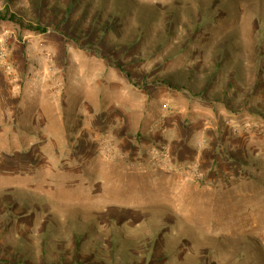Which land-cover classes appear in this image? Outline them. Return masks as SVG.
<instances>
[{
  "label": "rangeland",
  "instance_id": "obj_1",
  "mask_svg": "<svg viewBox=\"0 0 264 264\" xmlns=\"http://www.w3.org/2000/svg\"><path fill=\"white\" fill-rule=\"evenodd\" d=\"M103 3L0 0V264H264V0Z\"/></svg>",
  "mask_w": 264,
  "mask_h": 264
},
{
  "label": "bare ground",
  "instance_id": "obj_2",
  "mask_svg": "<svg viewBox=\"0 0 264 264\" xmlns=\"http://www.w3.org/2000/svg\"><path fill=\"white\" fill-rule=\"evenodd\" d=\"M21 151H22V150H21ZM105 151H106V150H105ZM155 169H156V168H155ZM153 173H154V172H153ZM181 177H182V176H181ZM182 178H183V177H182ZM182 178H181V179H182ZM157 182H158V181H157ZM187 183H188V182H187ZM190 188H191V187H190ZM189 192H191V191H189ZM193 193H194V192H193ZM190 194H191V193H190ZM180 195H181V194H180ZM183 195H185V194H183ZM178 198H179V197H178ZM189 198H190V197H189ZM200 202H201V201H200ZM191 203H193V201H192ZM199 204H200V203H199ZM185 206H186V204H185ZM185 206H184V207H185ZM198 223H199V222H198Z\"/></svg>",
  "mask_w": 264,
  "mask_h": 264
},
{
  "label": "trees",
  "instance_id": "obj_3",
  "mask_svg": "<svg viewBox=\"0 0 264 264\" xmlns=\"http://www.w3.org/2000/svg\"><path fill=\"white\" fill-rule=\"evenodd\" d=\"M103 1H104L103 5H107V3L111 2L112 0H103Z\"/></svg>",
  "mask_w": 264,
  "mask_h": 264
},
{
  "label": "built area",
  "instance_id": "obj_4",
  "mask_svg": "<svg viewBox=\"0 0 264 264\" xmlns=\"http://www.w3.org/2000/svg\"><path fill=\"white\" fill-rule=\"evenodd\" d=\"M3 52H4L3 50H2V51H0V54H2V55H3ZM199 146H200V143H199Z\"/></svg>",
  "mask_w": 264,
  "mask_h": 264
},
{
  "label": "crops",
  "instance_id": "obj_5",
  "mask_svg": "<svg viewBox=\"0 0 264 264\" xmlns=\"http://www.w3.org/2000/svg\"><path fill=\"white\" fill-rule=\"evenodd\" d=\"M152 172L154 171V170H151Z\"/></svg>",
  "mask_w": 264,
  "mask_h": 264
}]
</instances>
